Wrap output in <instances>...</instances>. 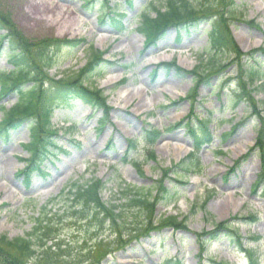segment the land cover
I'll use <instances>...</instances> for the list:
<instances>
[{"label": "rangeland", "instance_id": "1", "mask_svg": "<svg viewBox=\"0 0 264 264\" xmlns=\"http://www.w3.org/2000/svg\"><path fill=\"white\" fill-rule=\"evenodd\" d=\"M124 1L0 0L1 19L25 48L32 50L44 41L61 47L69 46L67 41L81 42L72 54L58 55L57 67L46 73L37 71L35 79L44 83L48 93L45 99L39 96L41 101L47 104L55 82L81 70L89 53L95 51L103 54L106 66L86 86L100 90L111 109L105 116L103 110H94L80 100L50 102L57 157L42 163L43 173L30 172L27 182L20 172L23 160L28 159L24 149L30 122L8 140L0 136V238L27 236L33 220L63 190L66 193L75 182L100 180L106 187L101 196L104 203L118 205L126 186L147 190L155 199L154 222L176 217L185 229L149 230V236L138 241L140 234L132 236L125 247L109 228L96 238L93 233L86 235L87 225L61 219L59 241L75 262L81 249L93 245L90 260L80 264H162L164 259L176 258L183 264H198L199 259L202 264H264V183L253 194L263 171L262 148L257 144L264 132V85L255 82L251 89L244 88L240 79L252 61L264 72V54L258 50L264 43V0H218L198 25L169 29L153 46H146L137 31L139 16L147 11L154 18L149 4L166 0H131L130 6ZM189 2L196 9L203 4ZM232 3L240 6L236 17L229 14ZM113 7L118 13L113 24L112 17L100 19L99 12ZM213 23L226 30L230 42L228 50L215 54L209 51L208 39ZM6 45L4 42L3 47ZM5 53H0V70L9 71L13 67ZM201 54L208 64L219 65L216 74L202 73ZM172 63V71L162 67ZM196 68L197 75L192 77ZM258 79L264 81L262 76ZM32 83H25L23 89ZM0 101V106L9 109L17 94ZM194 114L212 119L208 128L212 143L198 153L182 125ZM2 121L0 111V126ZM126 140L137 141V148H127ZM191 152L197 155L199 169L188 175L170 173ZM159 186L177 192L174 204L156 203ZM65 195L54 203L53 214L64 216V208L70 206ZM127 214L125 230L129 231L141 219ZM128 239L124 237V241ZM0 255V264H30L26 255L11 249L0 250Z\"/></svg>", "mask_w": 264, "mask_h": 264}, {"label": "trees", "instance_id": "2", "mask_svg": "<svg viewBox=\"0 0 264 264\" xmlns=\"http://www.w3.org/2000/svg\"><path fill=\"white\" fill-rule=\"evenodd\" d=\"M194 1L198 3L203 2V4L198 6L197 9L191 6L189 0H166L160 5L151 4L150 11L154 13V18H151L148 12L143 13L139 17V26L137 28L138 33L145 38V44L147 46L154 45L169 28L180 30L185 27L199 24L208 12L210 5H214L215 2H218V0ZM230 6L231 10L229 14L232 17H236V11L240 6L234 3ZM106 14H108L107 16H112V23L117 20L115 18H118L115 7L107 13L100 12V19L104 18ZM7 23L8 22H5V20L3 21L0 17V53L2 54V52L4 53V51H6L4 56L12 64L13 68L9 71H0V99L15 92L18 99L9 109L3 106L0 107V111L3 113L0 134L7 139L11 131L17 129L23 123L30 122L31 141L30 145L26 148L30 157L25 169L31 168L39 171L42 161L54 155V151L57 149L53 142V137L56 133L55 131H51L50 128L49 120L53 110V107L50 106V102L57 99L59 102L68 96L72 99H79L89 104L94 109H102L105 112V116L108 114L109 108L106 105V99L102 95V92L96 88H89L86 86V82H90L91 79L103 74L106 64L102 60L103 54L95 51L90 52L89 59H87L85 66L81 70L55 82L56 86L50 88V96L48 95L49 98L46 99L47 104H45L44 101H41L39 96L45 99L44 97L48 93L43 90L44 83L35 79V77H38L37 71L39 70L46 73L57 67L60 63L58 55L60 53H64L65 55L72 54L73 48H78L81 42L67 41L66 43L69 45L67 47H61L57 45V42L53 41L38 42L32 51L28 49L29 47L25 48L23 41L12 28L8 29ZM227 35L225 29H218L215 23L212 24L211 30L208 32L210 53L212 52L215 54L223 50H228L227 47L229 46L227 44H230V42L227 40ZM4 42L7 44L6 48L3 47ZM231 47L237 55L240 54L236 47ZM29 51L32 52L31 56H29ZM260 51L264 52V48H261ZM199 61L203 66L202 73L216 74L215 71L218 70L219 65L208 64V59H204L203 54L200 56ZM165 66L169 70L173 69L175 64H166ZM245 68L244 71L242 70V77L240 78L244 88L248 84L252 85V83L262 75L264 76V72L259 71L253 64H246ZM197 72V68L195 71H192V77L197 75ZM27 82H33L32 86L23 89L24 84ZM52 98L54 100H51ZM262 120L263 118L259 117L260 123ZM209 123V117H205L199 122L200 132H202L203 135H207L206 138H203L204 140H202V142L199 141L201 139L198 138V133L195 131L194 126L188 129L190 136L195 141L196 150H198L203 143H208L209 133L207 126ZM102 126L103 125L98 127V130H100ZM262 126L264 127V125ZM261 139L262 141L258 142L257 146L262 148L261 165L263 171L259 176L257 185L264 182V132L261 134ZM130 145L131 147H136L135 142L130 143ZM198 168L199 164L196 154H190L185 160L174 166L172 170H170V173L174 175H188L191 171H195ZM105 189V183L100 180H89L83 184H78L76 182L71 184V186L67 188L66 193H63V190L57 198H54L46 204L42 213L33 220V228L27 236L13 240H7L6 238L2 240L0 238V250L5 251L11 249L17 253L26 255L30 264L87 263L90 260L89 256L93 245L81 249L76 256L75 262L72 253L67 252L66 246L59 241V226L61 224V219L63 221L70 220L73 224L78 226L87 225L89 230H87L86 235L93 233L95 237L101 236L104 230L109 228L112 237L115 236V238H120L122 244L125 245L131 241L130 239L132 236L137 234H140L138 237L143 235L147 236L150 232L149 230L159 231L169 226L174 229H185L183 226L184 224L178 222L176 217H168L164 220H157V222H154L156 220H154L152 216V211L155 199L151 196L149 191L143 189L139 191L136 188L126 186V188L121 190L119 204L116 205L114 203L108 204L102 201L101 196ZM156 192V203H162L164 206L174 203L177 197V192L168 191L166 188H162V186H159ZM63 194H66L65 196L68 198L70 206L64 208V216H58L56 213L53 214V209L55 207L54 203H56ZM127 213L141 219L139 225L135 228H131L129 231L125 230L126 227L129 226V214ZM147 228H149L148 231L143 233L142 231L147 230ZM124 237L129 239L124 241ZM136 239L139 238L136 237ZM202 242L206 244L204 240ZM84 243L87 244V241ZM98 243H100V241ZM122 244L119 245L123 246ZM5 254L7 253L5 252ZM0 258H3V255H0ZM166 264H182V261L173 259Z\"/></svg>", "mask_w": 264, "mask_h": 264}, {"label": "bare ground", "instance_id": "3", "mask_svg": "<svg viewBox=\"0 0 264 264\" xmlns=\"http://www.w3.org/2000/svg\"><path fill=\"white\" fill-rule=\"evenodd\" d=\"M238 51H239V50H238ZM164 148H165L166 150H168V147H167V145H165V146H164Z\"/></svg>", "mask_w": 264, "mask_h": 264}]
</instances>
